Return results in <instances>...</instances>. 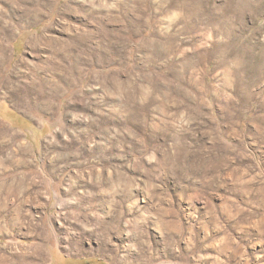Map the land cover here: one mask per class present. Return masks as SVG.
Segmentation results:
<instances>
[{
	"label": "rangeland",
	"instance_id": "1",
	"mask_svg": "<svg viewBox=\"0 0 264 264\" xmlns=\"http://www.w3.org/2000/svg\"><path fill=\"white\" fill-rule=\"evenodd\" d=\"M0 264H264V0H0Z\"/></svg>",
	"mask_w": 264,
	"mask_h": 264
},
{
	"label": "bare ground",
	"instance_id": "2",
	"mask_svg": "<svg viewBox=\"0 0 264 264\" xmlns=\"http://www.w3.org/2000/svg\"><path fill=\"white\" fill-rule=\"evenodd\" d=\"M102 5V4H101Z\"/></svg>",
	"mask_w": 264,
	"mask_h": 264
}]
</instances>
